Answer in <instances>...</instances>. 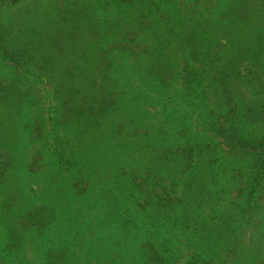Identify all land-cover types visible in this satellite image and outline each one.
Segmentation results:
<instances>
[{
  "label": "trees",
  "instance_id": "1",
  "mask_svg": "<svg viewBox=\"0 0 264 264\" xmlns=\"http://www.w3.org/2000/svg\"><path fill=\"white\" fill-rule=\"evenodd\" d=\"M14 2L0 0V57L23 70L17 81L0 80V224L8 227L9 252L18 248L20 233L35 230L42 237L54 223L42 201L50 189L47 172L60 193L88 192L87 181H73L80 174L89 180L83 160L93 155L79 152L78 137H94L98 120L108 112H128L127 96L113 76L120 67L116 58L127 56L144 78L160 81L180 62L186 90L195 84L202 94L207 80L218 110L206 108V100L199 98L207 109L203 125L211 137L179 134L176 143L158 152L153 144L169 138L162 124L152 122L149 112L129 111L128 144L140 146L142 158L149 155L152 161L140 172L128 173L126 196L128 206L157 220L151 227L133 228L145 235L139 244L148 260L144 264L173 259L158 238L157 224L170 220L185 227L193 223L198 234L199 249L188 264H264V215L259 213L264 197V132L245 131L247 125L259 129L264 124V24L254 20L259 18L261 0H223L219 21H204L205 26L192 20L183 24L161 8L153 10L150 0H114L116 14L107 0L66 1L56 8L29 2L10 11ZM177 53L179 60L174 58ZM27 69L39 71L52 83L57 115L50 127L27 107L37 104L36 82L28 79ZM246 83L260 97L259 112L243 105ZM131 100L136 104L138 99ZM76 126L83 129L68 134L67 129ZM226 158L235 159L233 163L244 158L247 165L233 181L234 195L221 214L219 200L227 191L214 183L224 171L216 164ZM24 175L27 180H22ZM32 179L36 184L30 182L24 194V183ZM60 254L49 250L47 264H57ZM0 264H6L1 254Z\"/></svg>",
  "mask_w": 264,
  "mask_h": 264
},
{
  "label": "rangeland",
  "instance_id": "2",
  "mask_svg": "<svg viewBox=\"0 0 264 264\" xmlns=\"http://www.w3.org/2000/svg\"><path fill=\"white\" fill-rule=\"evenodd\" d=\"M66 1H76V4L83 2V0H19L18 2L15 0L9 10H14V7L22 8L30 5L29 2L39 3L44 8L47 6L50 8L53 5L55 6L53 8H56L57 5L64 6ZM107 1L110 3L109 9H112L110 12L116 14L114 0ZM197 1L199 3H196ZM207 1L150 0L151 9L161 8L165 13L173 14L172 18L183 24L186 23V20H192L198 26H205L204 21L218 22L223 11V0H210V3ZM200 8L207 10L203 11ZM257 11L259 18L254 20L263 25L264 0H261ZM4 20L5 16L2 18V22ZM179 25L181 24L179 23ZM174 30L175 33H178L180 29L175 27ZM174 58L179 60L180 54H175ZM116 61L115 65L120 67L114 70L113 76L119 83L120 92L127 96L128 112H108V116L98 120L97 126L93 130L94 137L88 136L86 140L78 137L79 152L88 150L93 155L83 160V172H89V180L84 179L80 174L74 177L73 181L76 182L79 178L87 181L88 192L85 195L84 193L75 195L67 193L68 189H64L65 193H60L54 187L53 175L47 172L50 189L45 190L42 201L48 208L44 213L47 217L54 219V223L42 237L33 229V231L20 233L19 246L13 248L11 252L8 249L11 245H9L11 240L7 233L8 227L5 224H0V254L4 256L6 264H47L50 262L47 259L49 250L55 254L63 252L62 255H58L57 264H144V262H148L139 247L145 235L142 237L138 230L136 232L133 228L141 229L144 226L148 228L157 220L150 214H142L128 206L126 196H128V173L140 172L142 167L152 165V161L148 157L149 155L142 158L143 150L140 149V146L134 147L128 144V115L132 112H149L152 122L159 121L162 124L164 134H167L166 138H169L163 140L164 142L161 141L162 143L153 144L152 147L158 152L159 149L176 143L181 135L203 136L207 134V139H209L211 131L206 130L203 125L205 122L203 112L207 111L206 108L214 109V112H218V110L215 96L212 89L209 88L207 80L202 83L207 94L205 92L198 94L200 89L197 88L200 86L195 84L186 90L182 75H179L181 72L180 62L172 67L173 74L167 76L165 81H160L154 77L144 78L138 69L132 67L134 66L132 59L127 56L118 57ZM143 68L146 69V67ZM27 70L31 73V77L28 79H35L34 82H36V93H34L37 101L36 107L35 104L34 107L27 106L30 108L29 112H37L50 127L57 115L56 112H53V108L57 104L53 95L52 83L39 71ZM22 74L23 70L15 69L7 60L0 57V80L17 81ZM34 74L38 78L32 77ZM243 90L245 93L244 107H252L254 111L259 112L262 103L259 100L260 97L256 96L253 87L246 83ZM133 98L138 99L136 104H133L131 100ZM199 98L206 100V108L201 106ZM130 110L132 112H129ZM116 120L119 121L116 122ZM74 128L83 129L82 126L71 127L67 129V132H70L68 134L73 136ZM245 131L248 133L256 131L260 135L264 132V124L260 123L259 129L254 125H247ZM179 134L181 135L179 136ZM209 142L214 144L213 140H209ZM238 160L239 163H233L235 159L228 160L226 158L220 160L219 165L216 164L218 168L224 167V171L217 175L214 184L223 191H227L221 194L219 200L221 214L234 195L231 187L234 184L233 181L239 180L237 176L243 175L247 165L244 158ZM234 168L240 169V171H233ZM22 180H27V177L24 175ZM30 182L33 185L36 184L35 179L26 181L24 194L29 192ZM64 186L67 187V182L64 183ZM262 198L263 200L259 202V213L264 215V197ZM19 212H24L22 206L19 207ZM206 213H210L209 210ZM171 223L170 220L159 221L157 224L161 228L159 229V241L170 251L169 257L173 256V259L166 261L165 264H188L190 258L195 255V249H199L198 234L191 227L193 223L188 227ZM60 235L64 236L61 240H59Z\"/></svg>",
  "mask_w": 264,
  "mask_h": 264
}]
</instances>
